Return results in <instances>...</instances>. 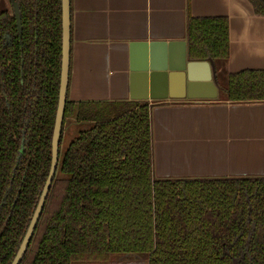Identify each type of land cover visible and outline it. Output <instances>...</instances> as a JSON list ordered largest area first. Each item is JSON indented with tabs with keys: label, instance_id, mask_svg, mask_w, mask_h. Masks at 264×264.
Returning a JSON list of instances; mask_svg holds the SVG:
<instances>
[{
	"label": "trees",
	"instance_id": "16d2710c",
	"mask_svg": "<svg viewBox=\"0 0 264 264\" xmlns=\"http://www.w3.org/2000/svg\"><path fill=\"white\" fill-rule=\"evenodd\" d=\"M248 1L264 16V0ZM15 2L17 16L0 11V264L49 170L61 58L60 0ZM228 29L225 16L187 13L188 58L227 59ZM219 97L264 101V69L229 73ZM68 119L82 127L61 148ZM152 173L146 100L66 98L55 176L19 264H264V175Z\"/></svg>",
	"mask_w": 264,
	"mask_h": 264
},
{
	"label": "crops",
	"instance_id": "0c3cea01",
	"mask_svg": "<svg viewBox=\"0 0 264 264\" xmlns=\"http://www.w3.org/2000/svg\"><path fill=\"white\" fill-rule=\"evenodd\" d=\"M69 12L66 98L77 102L129 99L131 42L186 40L187 13L227 17L229 56L213 60L218 96L146 100L152 170L160 177L264 175V101L219 97L229 73L264 69V16L248 0H69Z\"/></svg>",
	"mask_w": 264,
	"mask_h": 264
},
{
	"label": "water",
	"instance_id": "95a60500",
	"mask_svg": "<svg viewBox=\"0 0 264 264\" xmlns=\"http://www.w3.org/2000/svg\"><path fill=\"white\" fill-rule=\"evenodd\" d=\"M11 2L17 16L16 2L15 0H11ZM60 7V74L57 106L51 135L50 166L28 226L10 264H19L28 247L43 210L58 163L59 139L69 71V0H60ZM129 48V99L148 100L187 97L211 100L218 96L213 59H189L186 40L137 41L131 42Z\"/></svg>",
	"mask_w": 264,
	"mask_h": 264
},
{
	"label": "rangeland",
	"instance_id": "374dc122",
	"mask_svg": "<svg viewBox=\"0 0 264 264\" xmlns=\"http://www.w3.org/2000/svg\"><path fill=\"white\" fill-rule=\"evenodd\" d=\"M1 10H8L9 12H14V8L11 0H0V11ZM76 124L77 123L73 119H68L65 122L61 148L66 147L69 141L74 137V135L77 132V127L79 128L82 127V126L80 127L79 124L77 125ZM152 175L154 178H159V176H157L155 171H153ZM134 260L140 261L137 260L136 258H134Z\"/></svg>",
	"mask_w": 264,
	"mask_h": 264
},
{
	"label": "flooded vegetation",
	"instance_id": "af4514ba",
	"mask_svg": "<svg viewBox=\"0 0 264 264\" xmlns=\"http://www.w3.org/2000/svg\"><path fill=\"white\" fill-rule=\"evenodd\" d=\"M143 264H145V263H143Z\"/></svg>",
	"mask_w": 264,
	"mask_h": 264
}]
</instances>
